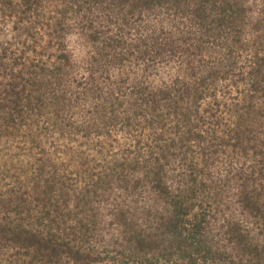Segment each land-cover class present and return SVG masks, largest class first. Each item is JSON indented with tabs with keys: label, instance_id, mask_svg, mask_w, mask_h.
Listing matches in <instances>:
<instances>
[{
	"label": "trees",
	"instance_id": "16d2710c",
	"mask_svg": "<svg viewBox=\"0 0 264 264\" xmlns=\"http://www.w3.org/2000/svg\"><path fill=\"white\" fill-rule=\"evenodd\" d=\"M0 27L48 143L29 264H264V0H0Z\"/></svg>",
	"mask_w": 264,
	"mask_h": 264
},
{
	"label": "rangeland",
	"instance_id": "374dc122",
	"mask_svg": "<svg viewBox=\"0 0 264 264\" xmlns=\"http://www.w3.org/2000/svg\"><path fill=\"white\" fill-rule=\"evenodd\" d=\"M6 40L0 30V56L3 54L2 47L8 46L7 58L3 61L11 64L10 52L13 45L7 44ZM68 42L77 55L87 54L89 45L81 44L76 36H71ZM11 67L12 65L7 68L0 65V264H29L32 248L25 251L23 249V246L30 245L29 234H18L13 223L18 218V209L25 210L27 205L23 203L17 207L14 200L19 197L28 198L29 186L33 183L31 177L39 164L36 161L39 156L38 148H35L36 142L45 148L48 143L43 136H33L27 126H22L21 118L12 109L15 97L12 86L6 84L12 82ZM16 71L17 67H14V72ZM24 217L25 215L20 218ZM25 222L26 220L23 221L24 226L31 228Z\"/></svg>",
	"mask_w": 264,
	"mask_h": 264
}]
</instances>
